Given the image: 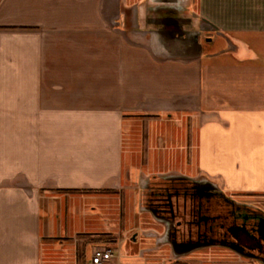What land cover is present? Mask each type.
<instances>
[{
  "label": "crops",
  "instance_id": "obj_1",
  "mask_svg": "<svg viewBox=\"0 0 264 264\" xmlns=\"http://www.w3.org/2000/svg\"><path fill=\"white\" fill-rule=\"evenodd\" d=\"M162 1L0 0V264H165L156 178L264 203V0H176L199 55L152 29Z\"/></svg>",
  "mask_w": 264,
  "mask_h": 264
},
{
  "label": "flooded vegetation",
  "instance_id": "obj_2",
  "mask_svg": "<svg viewBox=\"0 0 264 264\" xmlns=\"http://www.w3.org/2000/svg\"><path fill=\"white\" fill-rule=\"evenodd\" d=\"M152 181L145 184L143 208L166 226L165 238L174 253L237 244L247 254L264 260V219L260 209L235 201L207 180L167 185ZM150 235L149 240L158 239L156 231Z\"/></svg>",
  "mask_w": 264,
  "mask_h": 264
},
{
  "label": "water",
  "instance_id": "obj_3",
  "mask_svg": "<svg viewBox=\"0 0 264 264\" xmlns=\"http://www.w3.org/2000/svg\"><path fill=\"white\" fill-rule=\"evenodd\" d=\"M176 0H166L162 1L161 4H157L156 8H151L150 16L148 18V23L151 25L152 29L155 32L161 33L163 37H165L166 42H181L183 44H188L191 42L193 46L197 48L198 55L202 53L204 45L203 39L205 41H212V37L203 38L204 33L212 32L213 30H206L203 27L199 29H195L193 25L192 19L186 18L180 7H176ZM177 4V3H176ZM215 34L223 35V33L216 32ZM166 179L172 178H184L185 177H163ZM188 179V178H186ZM190 180V179H188ZM220 190L218 187H215ZM221 191V190H220ZM223 193V191H221ZM262 217L264 219V213H262ZM229 249L237 252L238 254L250 258L252 260L261 262L264 264V260L258 259V257L247 254L245 252V248L240 245H231L227 246ZM194 249H188L183 253H175L178 256H183L193 252Z\"/></svg>",
  "mask_w": 264,
  "mask_h": 264
},
{
  "label": "rangeland",
  "instance_id": "obj_4",
  "mask_svg": "<svg viewBox=\"0 0 264 264\" xmlns=\"http://www.w3.org/2000/svg\"><path fill=\"white\" fill-rule=\"evenodd\" d=\"M232 199L247 205V207L251 209H260V211L264 213V203L262 202L239 198ZM154 221L155 224L152 225L151 223L149 226L153 228L152 230L157 232L158 239L151 241L147 237L145 239L143 238L141 240L142 248L148 250L145 252V255L151 256L152 258H160L162 261L164 260L165 264H190L191 262H198L200 264H236L238 261H253L223 246L206 247L183 256H178L173 252L169 242L165 238L167 232L166 226L160 224V222L155 219ZM134 237L135 241H137L142 238V235L138 236V234H136ZM185 257H190V259L185 260Z\"/></svg>",
  "mask_w": 264,
  "mask_h": 264
},
{
  "label": "built area",
  "instance_id": "obj_5",
  "mask_svg": "<svg viewBox=\"0 0 264 264\" xmlns=\"http://www.w3.org/2000/svg\"><path fill=\"white\" fill-rule=\"evenodd\" d=\"M114 257L113 250L108 247H98L93 251L90 264H105Z\"/></svg>",
  "mask_w": 264,
  "mask_h": 264
},
{
  "label": "trees",
  "instance_id": "obj_6",
  "mask_svg": "<svg viewBox=\"0 0 264 264\" xmlns=\"http://www.w3.org/2000/svg\"><path fill=\"white\" fill-rule=\"evenodd\" d=\"M188 179H182V178H172V179H166V178H156L153 179L152 182H155L157 185H167V183H173V182H186ZM152 185V184H151Z\"/></svg>",
  "mask_w": 264,
  "mask_h": 264
}]
</instances>
